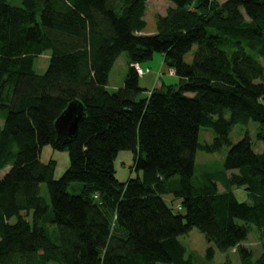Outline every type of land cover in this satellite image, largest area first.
Wrapping results in <instances>:
<instances>
[{"label": "trees", "instance_id": "1", "mask_svg": "<svg viewBox=\"0 0 264 264\" xmlns=\"http://www.w3.org/2000/svg\"><path fill=\"white\" fill-rule=\"evenodd\" d=\"M147 2L0 0V170L10 166L0 178V264H195L180 240L193 227L210 244L207 259L234 250L241 264H264V0H169L151 34ZM47 51L39 74L35 59ZM123 52L124 83L109 91ZM156 52L167 69L143 95L141 77L152 68L142 63ZM136 64L149 71L139 75ZM74 99L86 116L62 145L55 122ZM251 119L261 151L248 134L230 139ZM202 126L214 129L211 143L199 142ZM48 144L68 148L60 178L55 159H40ZM225 145L233 172L224 190L211 177L193 181L197 150ZM122 149L135 152L138 171L126 181L115 174ZM74 181L83 183L79 193L69 191ZM254 228L263 248L256 259L246 245Z\"/></svg>", "mask_w": 264, "mask_h": 264}, {"label": "rangeland", "instance_id": "2", "mask_svg": "<svg viewBox=\"0 0 264 264\" xmlns=\"http://www.w3.org/2000/svg\"><path fill=\"white\" fill-rule=\"evenodd\" d=\"M11 3L15 5H21V0H10ZM169 0H148L147 2V10L145 14V19L147 21L146 32L149 34L156 32L157 30V17L158 14H164L168 8ZM197 45L193 47V49L186 54L185 60L187 62H192L194 57V52L196 50ZM128 53L123 52L118 61H116L115 65L112 68L111 75L109 78V83L107 85V89L109 91H116L122 85L121 81L124 79V76L127 74L128 65H127ZM50 60V52L37 56L35 59V70L37 73H44L49 65ZM163 55L160 52H156L153 58L149 61L143 62L142 65L144 67L149 66L152 68V72L157 73L164 67L163 64ZM167 69V67H164ZM264 81V79H263ZM146 94V91L143 92V95ZM229 114H227L228 116ZM260 128L259 122L251 119L247 123H237L232 131L230 132V139L232 143L237 142L239 139L248 134L252 140L256 143L255 149L257 151H261L263 149V143L257 141V131ZM216 133L212 127L202 126L199 131V142L200 143H211L214 140ZM229 150V145L223 146L220 150L209 152L204 149H198L196 154V163H195V172L193 176V181L197 184H201L206 181L208 178H212L217 181L218 187L221 191L224 190L225 180L227 174H231L233 171L229 170L226 172L224 167V162L226 159V155ZM134 157L135 152L132 149H122L119 151L114 160L115 166V174L120 181H126L130 177H135L138 174V171L134 168ZM41 161L48 162L50 159L56 160L54 177L60 178L66 168L70 164L69 151L68 148L59 149L53 147L48 144L43 146L41 150ZM10 169V166L6 169L0 170V178H2L6 172ZM141 173V172H140ZM227 173V174H226ZM179 175H175L171 179L172 185H178ZM83 183L81 181H74L69 186V191L71 193H79L82 189ZM41 194L46 198L48 203H50V196L48 193L47 185L45 182L41 183ZM234 191L239 200H247L248 195L247 192L241 188H234ZM168 202L171 199L174 200V205L177 207L180 202L179 198H176L174 194H169L165 196ZM180 240L187 248L186 257H188L191 253L194 254V263L195 264H213V263H223L226 261L227 257L230 259V264H241L239 254L235 253L234 250L227 251L226 253H222L217 251L216 256L213 261L206 258L205 253L207 247L210 245L205 235L197 228L193 227V229L180 236ZM246 245L254 250V258H258L262 253L263 248L260 245V239L258 235V231L254 228L246 240ZM162 264H173V263H162Z\"/></svg>", "mask_w": 264, "mask_h": 264}, {"label": "water", "instance_id": "3", "mask_svg": "<svg viewBox=\"0 0 264 264\" xmlns=\"http://www.w3.org/2000/svg\"><path fill=\"white\" fill-rule=\"evenodd\" d=\"M85 116L86 108L80 100L69 102L55 122L57 141L62 145L72 141L78 135L80 123Z\"/></svg>", "mask_w": 264, "mask_h": 264}, {"label": "crops", "instance_id": "4", "mask_svg": "<svg viewBox=\"0 0 264 264\" xmlns=\"http://www.w3.org/2000/svg\"><path fill=\"white\" fill-rule=\"evenodd\" d=\"M168 6H170V3L168 2ZM145 33H147L146 31H145ZM163 55V64H164V67H166V65H165V56H164V54H162ZM119 59V58H118ZM118 59H117V61H118ZM116 63V62H115ZM115 65V64H114ZM127 65H128V67H129V59H127ZM150 66V65H149ZM163 66L161 67V70L163 69V70H165V68H164ZM112 71V70H111ZM111 75V74H110ZM169 79H173V78H175V76H173V75H166ZM124 79H125V76H124ZM124 79L121 81L122 83V85H123V83H124ZM165 81H166V79H164ZM161 85V80H160V78L157 76V73H154V72H151V73H148V74H146V75H144L143 77H141V86H143L145 89H147L146 91V94L148 95L150 92H151V90H153L155 87H157V86H160ZM119 86H121V85H119Z\"/></svg>", "mask_w": 264, "mask_h": 264}, {"label": "built area", "instance_id": "5", "mask_svg": "<svg viewBox=\"0 0 264 264\" xmlns=\"http://www.w3.org/2000/svg\"><path fill=\"white\" fill-rule=\"evenodd\" d=\"M137 67V72L139 75L143 76L146 72L149 71V68H147L146 70L142 67H140L139 65L136 64ZM173 72V71H172Z\"/></svg>", "mask_w": 264, "mask_h": 264}]
</instances>
